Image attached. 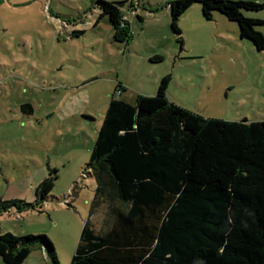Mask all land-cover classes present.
<instances>
[{
    "label": "rangeland",
    "instance_id": "374dc122",
    "mask_svg": "<svg viewBox=\"0 0 264 264\" xmlns=\"http://www.w3.org/2000/svg\"><path fill=\"white\" fill-rule=\"evenodd\" d=\"M107 1H125V41L113 38L95 0H0V234L46 235L59 264L70 263L88 215L95 181L85 164L117 90L133 103L169 74L166 95L186 110L264 120V49L241 38L235 21L219 11L208 19L195 2L176 35L170 0ZM243 14L264 20V8ZM255 29L264 36V23ZM49 174L53 188L35 207ZM22 264L53 263L34 248Z\"/></svg>",
    "mask_w": 264,
    "mask_h": 264
},
{
    "label": "trees",
    "instance_id": "16d2710c",
    "mask_svg": "<svg viewBox=\"0 0 264 264\" xmlns=\"http://www.w3.org/2000/svg\"><path fill=\"white\" fill-rule=\"evenodd\" d=\"M195 2L204 17L221 12L241 38L264 49L255 29L264 20L243 14L264 2L170 0L176 35L179 16ZM95 4L113 38L127 40L121 5ZM169 81L164 74L155 94H138L133 103L118 90L111 95L85 164L95 189L69 264H264V120L205 118L168 99ZM55 177L36 186L35 207L47 200ZM34 248L59 264L46 235L0 234L5 264H22Z\"/></svg>",
    "mask_w": 264,
    "mask_h": 264
},
{
    "label": "water",
    "instance_id": "95a60500",
    "mask_svg": "<svg viewBox=\"0 0 264 264\" xmlns=\"http://www.w3.org/2000/svg\"><path fill=\"white\" fill-rule=\"evenodd\" d=\"M124 2L125 1H115L113 3L116 4V5H122ZM28 3H30V1H25V2H22V3H16V4H14V6L26 5Z\"/></svg>",
    "mask_w": 264,
    "mask_h": 264
},
{
    "label": "crops",
    "instance_id": "0c3cea01",
    "mask_svg": "<svg viewBox=\"0 0 264 264\" xmlns=\"http://www.w3.org/2000/svg\"><path fill=\"white\" fill-rule=\"evenodd\" d=\"M123 14H124V12H123ZM124 16H125V18H126V15L124 14ZM128 20V18H126V21Z\"/></svg>",
    "mask_w": 264,
    "mask_h": 264
}]
</instances>
